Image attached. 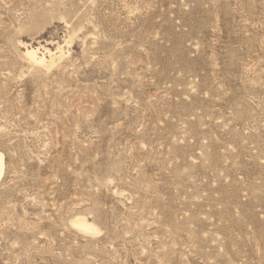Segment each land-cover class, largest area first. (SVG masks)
Masks as SVG:
<instances>
[{
    "label": "rangeland",
    "instance_id": "1",
    "mask_svg": "<svg viewBox=\"0 0 264 264\" xmlns=\"http://www.w3.org/2000/svg\"><path fill=\"white\" fill-rule=\"evenodd\" d=\"M0 152V264H264V0H0Z\"/></svg>",
    "mask_w": 264,
    "mask_h": 264
},
{
    "label": "bare ground",
    "instance_id": "2",
    "mask_svg": "<svg viewBox=\"0 0 264 264\" xmlns=\"http://www.w3.org/2000/svg\"><path fill=\"white\" fill-rule=\"evenodd\" d=\"M25 53L26 54V58H28V61L30 62V64L32 65H43V66H48L50 64L53 63V60H54V54L51 53L50 50H46L45 52H47L48 56H49V60L46 59V56L45 54H39L38 52V48H34V47H28L26 46L25 48ZM44 52V53H45ZM62 53V51H61ZM60 55V54H59ZM62 55V54H61ZM4 155L3 153L0 152V178L2 177L3 175V172H4ZM71 223L75 226H77L79 229H82V230H86V231H90L89 233H93V231H95V227L92 226L88 221L87 219L84 217V216H75L74 218H72V220H70Z\"/></svg>",
    "mask_w": 264,
    "mask_h": 264
}]
</instances>
